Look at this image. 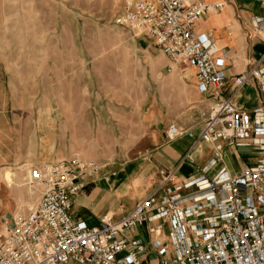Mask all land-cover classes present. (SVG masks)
<instances>
[{"label": "built area", "instance_id": "1", "mask_svg": "<svg viewBox=\"0 0 264 264\" xmlns=\"http://www.w3.org/2000/svg\"><path fill=\"white\" fill-rule=\"evenodd\" d=\"M116 2L118 25L149 37L174 62L195 69L199 92L214 98L196 146L224 142L242 147L256 140L260 156L236 175L226 167L209 175L205 167L200 176L178 181L177 167L163 169L161 181L127 215L99 227L75 218L71 208L72 197L93 183L104 166L80 156L33 166L30 179L41 186V197L0 229V264H264V68L254 65L238 74V87L255 79L262 95L260 105L243 109L220 92L227 55L195 30L224 2ZM252 25L256 34L264 33V15ZM166 134L174 140L183 130L171 123ZM222 158L218 144L209 166ZM155 223L148 244L126 237ZM150 254L155 258L147 262Z\"/></svg>", "mask_w": 264, "mask_h": 264}, {"label": "rangeland", "instance_id": "2", "mask_svg": "<svg viewBox=\"0 0 264 264\" xmlns=\"http://www.w3.org/2000/svg\"><path fill=\"white\" fill-rule=\"evenodd\" d=\"M118 11L116 0H0V177L13 176L0 178V217L38 203L32 165L80 156L113 173L140 164L171 123L211 113L195 69L118 25Z\"/></svg>", "mask_w": 264, "mask_h": 264}, {"label": "crops", "instance_id": "3", "mask_svg": "<svg viewBox=\"0 0 264 264\" xmlns=\"http://www.w3.org/2000/svg\"><path fill=\"white\" fill-rule=\"evenodd\" d=\"M208 3L224 2L225 6L201 19L195 27L197 33H205L215 45L227 55L226 80L220 88L225 99H231L237 106L253 110L262 102L258 82L253 79L242 87H238V74L254 65L264 68V33L253 31V19L264 15V0H204ZM8 72L0 60V82ZM193 81L195 95L200 96L196 79ZM207 96V95H206ZM4 93L0 89V113L6 108ZM207 109L212 108L215 100L211 98ZM204 125L181 128L183 134L169 140L166 131L156 136L151 149L147 151L140 164L125 166L113 173H100L98 178L83 191L72 197V215L85 220L90 226L99 227L105 221L116 222L127 215L140 200L145 198L162 179L161 171L177 167L178 181L200 176L208 167V174H215L220 168L233 175L238 174L245 166L254 164L260 156L256 140L249 146H228L224 142L205 143L196 146V141ZM223 146V158L215 166H209L216 145ZM37 166V165H32ZM4 171L1 177L11 184ZM0 177V178H1ZM2 210V208H0ZM15 214L5 212L0 223L10 224ZM4 220V221H3ZM155 224H144L134 232L126 234L128 239L138 238L145 244L154 239L150 229ZM154 254L146 256L149 262Z\"/></svg>", "mask_w": 264, "mask_h": 264}]
</instances>
